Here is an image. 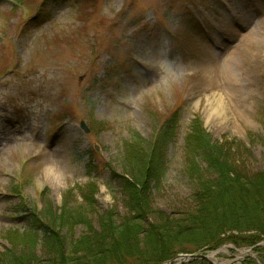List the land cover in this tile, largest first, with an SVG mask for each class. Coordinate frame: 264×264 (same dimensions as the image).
Instances as JSON below:
<instances>
[{
    "label": "rangeland",
    "instance_id": "374dc122",
    "mask_svg": "<svg viewBox=\"0 0 264 264\" xmlns=\"http://www.w3.org/2000/svg\"><path fill=\"white\" fill-rule=\"evenodd\" d=\"M175 109L157 210L190 209L184 148L195 120L215 141L240 143L251 174L264 172V0H0V258L26 257L34 224L53 229L85 201L95 226L125 216L124 143L153 140ZM243 237L207 253L264 264V239Z\"/></svg>",
    "mask_w": 264,
    "mask_h": 264
},
{
    "label": "trees",
    "instance_id": "16d2710c",
    "mask_svg": "<svg viewBox=\"0 0 264 264\" xmlns=\"http://www.w3.org/2000/svg\"><path fill=\"white\" fill-rule=\"evenodd\" d=\"M178 111L163 119L153 140L131 133L124 143L125 216L115 219L116 213L108 212L95 226L88 218L94 205L85 201L87 208L55 216L53 229L41 233L40 222L34 224L37 230L25 234L31 236L30 253L24 258L2 255L0 264H163L180 254L234 242L240 235L249 246L263 240L264 172L251 174L247 158L234 154L242 145L215 141L200 120L192 123L185 139L184 174L194 189L190 209L175 216L154 207L152 185L166 175L164 148L178 134ZM39 244L46 250L41 257L35 250Z\"/></svg>",
    "mask_w": 264,
    "mask_h": 264
},
{
    "label": "water",
    "instance_id": "95a60500",
    "mask_svg": "<svg viewBox=\"0 0 264 264\" xmlns=\"http://www.w3.org/2000/svg\"><path fill=\"white\" fill-rule=\"evenodd\" d=\"M82 126H84V124H82ZM193 260H203V261H207V262L213 264V262L210 260V258L208 256H205V255L182 256L181 258H179L178 264H186V263L193 261Z\"/></svg>",
    "mask_w": 264,
    "mask_h": 264
},
{
    "label": "bare ground",
    "instance_id": "6f19581e",
    "mask_svg": "<svg viewBox=\"0 0 264 264\" xmlns=\"http://www.w3.org/2000/svg\"><path fill=\"white\" fill-rule=\"evenodd\" d=\"M211 259H214L215 260L216 259L215 255L211 256Z\"/></svg>",
    "mask_w": 264,
    "mask_h": 264
}]
</instances>
